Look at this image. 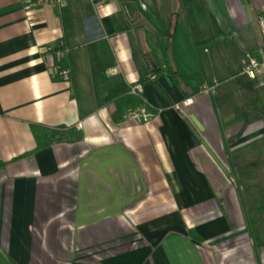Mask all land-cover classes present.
Segmentation results:
<instances>
[{"label":"crops","instance_id":"crops-1","mask_svg":"<svg viewBox=\"0 0 264 264\" xmlns=\"http://www.w3.org/2000/svg\"><path fill=\"white\" fill-rule=\"evenodd\" d=\"M263 3L0 0V264H264V76L216 69Z\"/></svg>","mask_w":264,"mask_h":264},{"label":"built area","instance_id":"built-area-1","mask_svg":"<svg viewBox=\"0 0 264 264\" xmlns=\"http://www.w3.org/2000/svg\"><path fill=\"white\" fill-rule=\"evenodd\" d=\"M66 2L67 0H36V5L38 7L50 6L59 11L66 5ZM258 22L263 41L261 50L262 55L260 58L249 57L244 60L242 64V74L253 80H259L264 76V3L259 7ZM205 51H207V49H205ZM117 71L118 68L114 67L110 70V73L114 74L117 73ZM59 74L64 80L69 79V71L67 69H60ZM148 79L155 80L156 75L151 73L148 75ZM203 89L205 93H209L212 90V87L208 84L205 85ZM130 93L138 96L140 99H143L144 84L142 82L131 84ZM186 101L191 102L192 100L187 99ZM153 117L154 113L150 111L145 103H142L137 106L128 108L123 115V120L147 124L153 119Z\"/></svg>","mask_w":264,"mask_h":264},{"label":"rangeland","instance_id":"rangeland-1","mask_svg":"<svg viewBox=\"0 0 264 264\" xmlns=\"http://www.w3.org/2000/svg\"><path fill=\"white\" fill-rule=\"evenodd\" d=\"M167 4H168V2H167ZM176 9L178 10L179 8L176 7ZM246 30L253 32L252 27H248V29H244L243 31H246ZM229 36L231 38H229ZM231 40H233V41H231ZM224 41H225V43H224V45H222V48L223 49L225 47L230 48L231 44H232V47H231L232 50L227 51V49H226V52L224 50V53L226 55H224V53H223V55L226 57V61H225V58L224 59L222 58L223 60H219V63H220L219 66L220 67L217 66L216 69L220 70L225 65V63L227 65H229L232 69H234V67L238 61L240 63L241 60L243 59L242 60V64H243V61L245 59H247L249 57H253V56H250L252 53H254L253 55H255L257 58H260V54L257 51L258 50L257 46H256L257 40H256L255 35L249 36V38H246V39L244 38V40H243V35L241 33H234V34L232 33L230 35L226 34ZM233 43H237V45L235 46ZM219 70H216L215 72L219 73L220 72ZM256 82H258V80ZM251 90H253V85H251L250 91ZM250 91H249V93H251ZM255 93L258 94L259 104H261V106L264 108V80H260L259 86L257 87V90ZM245 230L246 229L243 228L241 231L245 232ZM239 236H242V235H239ZM239 239H240V237L234 238L233 242H236V241L239 242Z\"/></svg>","mask_w":264,"mask_h":264},{"label":"trees","instance_id":"trees-1","mask_svg":"<svg viewBox=\"0 0 264 264\" xmlns=\"http://www.w3.org/2000/svg\"><path fill=\"white\" fill-rule=\"evenodd\" d=\"M193 79V78H191ZM130 85L129 86H120L112 88L108 91L106 100L112 101L117 98H123V100L128 104L130 107L136 106L142 99L137 97H132L130 94ZM141 100V101H140ZM142 103V102H141Z\"/></svg>","mask_w":264,"mask_h":264},{"label":"water","instance_id":"water-1","mask_svg":"<svg viewBox=\"0 0 264 264\" xmlns=\"http://www.w3.org/2000/svg\"><path fill=\"white\" fill-rule=\"evenodd\" d=\"M193 119H194V121L197 123V125L199 126V123L197 122V120L194 118V117H192Z\"/></svg>","mask_w":264,"mask_h":264}]
</instances>
